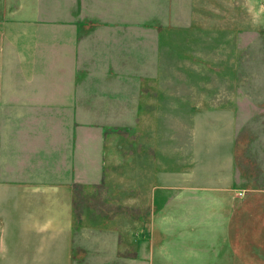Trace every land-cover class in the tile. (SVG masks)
<instances>
[{"label": "rangeland", "instance_id": "374dc122", "mask_svg": "<svg viewBox=\"0 0 264 264\" xmlns=\"http://www.w3.org/2000/svg\"><path fill=\"white\" fill-rule=\"evenodd\" d=\"M110 1L87 0L86 31L39 23L21 60L10 40L0 57L1 79L50 87L19 110L44 133L31 174L71 197L76 264H206L197 188L228 163L216 264H264V0Z\"/></svg>", "mask_w": 264, "mask_h": 264}, {"label": "crops", "instance_id": "0c3cea01", "mask_svg": "<svg viewBox=\"0 0 264 264\" xmlns=\"http://www.w3.org/2000/svg\"><path fill=\"white\" fill-rule=\"evenodd\" d=\"M110 3L111 7L118 6L117 0ZM87 6V0H62L61 5L59 0H0V57L5 54V41L10 40L15 41L13 48L9 46L10 50L21 60L23 48L29 53L33 47H22V41L39 38L34 30V25L39 23L63 22L70 34L76 33V29L86 31ZM60 15L63 20L58 21ZM40 87L50 88L30 80L0 78V264L77 263L71 239V197L64 189L67 187L53 181L40 182L29 170L39 165L40 135L44 133L19 109L24 103L32 104ZM41 151L47 153L49 149ZM48 156L42 159L46 163ZM226 169V177L215 178L197 188L200 196L214 201L213 213L208 212L207 232L211 233V238L206 247V264H216L222 253L223 256L232 254L227 250L232 214L224 206L229 205L234 188L230 163ZM159 233V245L155 248L166 251L161 226ZM151 248L152 245L143 244L142 253H148ZM131 255L134 252L120 257L125 262H133L135 256Z\"/></svg>", "mask_w": 264, "mask_h": 264}]
</instances>
